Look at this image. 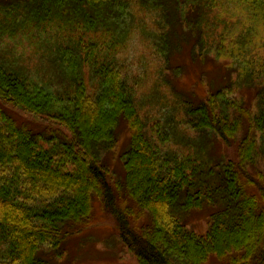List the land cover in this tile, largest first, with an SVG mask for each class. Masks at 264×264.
Returning <instances> with one entry per match:
<instances>
[{"label":"trees","instance_id":"1","mask_svg":"<svg viewBox=\"0 0 264 264\" xmlns=\"http://www.w3.org/2000/svg\"><path fill=\"white\" fill-rule=\"evenodd\" d=\"M223 6L240 16L236 19L245 34L227 46L220 37L222 46L215 40L197 53V45H206L203 30L213 20L211 12ZM132 8H149L165 21L171 32L160 36L165 44L161 53L185 45L193 60L199 56L214 71H223L224 87L196 105L188 104L184 124L213 132L229 148L235 146L237 161L223 165L209 160L203 167L208 171L196 170L198 184L192 178L195 168L187 166L190 160L163 159L146 136L134 92L116 59L129 37ZM77 16L76 29L95 35L96 43L90 46L99 48L103 60L94 71L98 79L91 93L76 83L65 100L50 92L47 83L31 82L22 67L0 54V264H47L41 249L59 246L75 233L71 229L87 223L93 195L114 216L122 242L139 264H204L211 255L224 264H264V173L252 175L246 169L258 156V135L264 140V54L258 61L245 58L256 35H264V0H0V40L26 44L18 41L24 38L39 49L47 22L51 26L56 20L68 28ZM61 47L51 61L63 72L83 61L82 45L75 47V56ZM224 56L232 60L229 70L218 62ZM233 74L238 75L235 80ZM234 85L250 89L249 100L254 97L255 104L239 99V93L229 98ZM16 111L46 116L70 137L59 130L36 131ZM123 119L130 130V148L118 190L137 204L138 213L125 200L119 208L110 173L99 158L100 151L108 153L116 145ZM195 195H208L211 205L226 204L212 215L204 235L186 229L172 212L174 207L201 205ZM145 214L149 224L138 227L135 221Z\"/></svg>","mask_w":264,"mask_h":264},{"label":"rangeland","instance_id":"2","mask_svg":"<svg viewBox=\"0 0 264 264\" xmlns=\"http://www.w3.org/2000/svg\"><path fill=\"white\" fill-rule=\"evenodd\" d=\"M131 10L133 18L132 21L130 20L132 27L130 26L128 32L129 37L128 40L126 38L123 51L116 55V59L122 68L125 81L134 92L139 116L145 123L146 136L163 159L177 156L186 163L190 160L191 163L187 166L195 170L194 172L190 170L188 173H194L192 178L197 183L199 179L197 176L200 175L196 170L201 168L202 171H208L209 168L203 167L206 163L209 164V160L215 159L223 165L237 161L235 146L229 148L213 132L191 130L189 125L184 124L186 119L184 110L188 104L196 105L207 95L224 87L223 71L221 69L214 71L213 65L210 62L204 63L199 56L193 60L189 48L183 44L180 50L177 49L178 51L165 50L167 57L164 56L160 51L161 46L165 44L163 39L160 40V36L171 32L165 27V21L156 11L152 12L149 8L145 11L134 8ZM210 17L213 20H210L205 26L207 29L203 30L204 38L207 40L206 45L202 49L197 45V53L210 48L215 40L222 46L218 40L220 37L226 39L227 46L245 34V27L236 19L240 16H234V13L224 6L212 11ZM78 18L79 16L68 28H63V23L56 20L49 23L51 26H48L47 22L44 42L39 49L31 46L24 38L18 41L26 44L2 38L0 54H4L6 61L11 62L12 65L22 67L23 73L33 80L31 82L47 83L50 92H56L65 100L72 96L76 83H83L91 93L90 88L98 79L94 71L103 60L98 57L99 48L96 50L90 46L96 43L93 40L95 35L90 31L76 29L80 26ZM62 35L66 37L63 38ZM65 42L67 45H64ZM60 45L61 50L70 51L69 56H75V47L82 45L83 61L71 64L66 72H63L51 61L56 57V48ZM92 52L95 56H89L86 60V54ZM263 54L264 35H256L245 58L250 60L255 58L258 61V57ZM225 58L226 56L221 57L218 62L229 70L232 60ZM232 77L235 80L238 75L233 74ZM233 92L229 98H233L235 93H239V99L242 100H249L252 96L250 89H239L238 85L233 86ZM249 101L255 104L254 97ZM15 114L23 123L30 125L36 131L59 130L70 137V134L46 116L37 118L18 111ZM162 139L164 140L161 141ZM258 139L256 161L254 165L246 166L252 175H256L259 171L264 173V140L260 135ZM129 148L130 130L127 121L123 119L118 128L116 145L109 149L108 153L107 150L100 151L99 158L110 173L109 182L115 190L119 208H124L123 200H125L127 205L138 213L137 204L129 200L125 192L118 190V183L122 184L125 180L124 162ZM194 192L196 191H191V194H195ZM195 197L201 205L195 203L189 209L185 206L174 207L172 212L186 229L204 235L210 228L212 215L222 212L226 204L219 201L218 203L223 207L220 204L211 205L208 195L204 198L199 195ZM135 224L138 227L147 225L149 217L145 214L140 220L135 221ZM71 230L75 233L69 234L59 246L50 248L52 250L45 247L41 249L40 256L47 264H139L135 255L122 242L116 219L97 196H92V213L87 223L81 228ZM3 251L4 248L0 245V253ZM224 263V259L211 255L204 264Z\"/></svg>","mask_w":264,"mask_h":264}]
</instances>
